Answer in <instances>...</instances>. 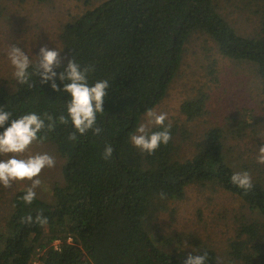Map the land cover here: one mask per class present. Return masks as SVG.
Masks as SVG:
<instances>
[{
	"label": "trees",
	"instance_id": "16d2710c",
	"mask_svg": "<svg viewBox=\"0 0 264 264\" xmlns=\"http://www.w3.org/2000/svg\"><path fill=\"white\" fill-rule=\"evenodd\" d=\"M80 1L98 4L62 26L63 59L54 71L58 76L74 59L81 67L93 68L90 85L108 81L105 112L97 116L103 131L69 141L73 132L69 121L38 134L46 136L38 142L51 143L64 160L63 184L52 189L50 202L36 196L25 205L21 199L25 190L14 193L9 216L0 225V264H32L38 254L39 264H183L188 255L204 252L207 264H264V169L244 161L238 164L228 144L243 138L252 123L249 116L228 117L233 129L212 127L201 133L192 142L189 158L181 152L191 133L178 122L165 121L171 140L152 155L130 142L142 116L166 96L192 35L209 39L224 58L251 63L264 96V0H247L258 8L252 36L239 35L213 0ZM29 83L33 86L14 79L12 89L0 87V107L11 113L0 132L11 119L25 114L48 113L57 121L67 115L66 93L53 92L39 76H32ZM55 83L63 87L58 78ZM207 101L208 94L198 89L180 104L179 112L193 122L206 114ZM105 145L113 148L108 161L102 159ZM244 171L253 183L247 194L230 182L233 173ZM194 185L233 195L250 214L238 220L222 256L198 242L185 256L166 252L154 242L159 215L168 210L169 202L184 199L186 189ZM160 192L166 198L161 199ZM40 213L47 217L46 225L22 223L25 216L35 220Z\"/></svg>",
	"mask_w": 264,
	"mask_h": 264
},
{
	"label": "rangeland",
	"instance_id": "374dc122",
	"mask_svg": "<svg viewBox=\"0 0 264 264\" xmlns=\"http://www.w3.org/2000/svg\"><path fill=\"white\" fill-rule=\"evenodd\" d=\"M219 13L242 36H252L258 27L257 6L247 0H213ZM98 2L88 6L80 0H0V87L12 89L13 69L7 59L9 46L16 45L29 54L33 63L39 48L47 46L63 53L60 32L63 25L94 8ZM184 56L178 73L168 86L166 96L152 109L168 114L169 123L184 124L191 133V140L182 144L181 155L190 157L193 141L212 127L233 129L228 117L238 120L249 116L252 123L246 128L242 139H230L232 158L237 163H256V153L264 145V96L260 91V80L255 67L248 62L232 61L222 57L213 42L204 36L192 35L184 45ZM211 69V72L209 70ZM198 89L208 94L206 114L188 123L179 112V106L196 94ZM146 121L142 116L138 126ZM135 134V133H134ZM48 153L56 160L55 167L45 168L39 175L41 181L37 196L50 202L51 191L63 184L64 160L49 142H34L25 155ZM7 157L0 156V159ZM28 183H16L11 188L0 186V225L9 216L10 200L18 190H25ZM248 210L233 195L222 190L190 186L184 199L168 203V210L157 218L154 242L157 247L183 256L196 250V242L212 247L222 256L227 241L241 217L249 218ZM252 216H256L252 215ZM54 246H58L55 243ZM38 254L32 264H39Z\"/></svg>",
	"mask_w": 264,
	"mask_h": 264
},
{
	"label": "clouds",
	"instance_id": "9594fccd",
	"mask_svg": "<svg viewBox=\"0 0 264 264\" xmlns=\"http://www.w3.org/2000/svg\"><path fill=\"white\" fill-rule=\"evenodd\" d=\"M61 50L49 49L46 45L39 48L35 56L36 62L30 59L29 54L19 46L10 45L7 52V59L13 69L12 76L19 85L29 83L32 76H39L41 84H50L53 92L66 93L69 99L66 102L67 115H60L58 121L48 113L43 116L37 113L25 114L17 119H11L10 126L0 132V156L7 157L0 159V186L5 189L11 188L16 183H28L24 195L21 197L25 205H31L36 199L37 188L40 186V173L45 169L55 167L56 160L48 153H37L25 155L30 146L46 139L40 137L39 133L45 129L51 132L55 129L57 122L67 125L69 121L73 132L69 134V141H76L78 135H85L89 131L94 136L101 135L103 129L97 126L98 114H103V104L108 95L109 83L107 80H99L90 85L88 76L93 68L91 66L81 67L74 59H70L64 71L57 76V69L61 66ZM32 72L29 73V68ZM59 79L63 87L55 83ZM11 113L0 107V128L10 120ZM168 114L155 112L151 109L146 112V121L141 123L130 136L131 144L141 152L152 155L161 145H167L171 140L170 127L165 125ZM47 121V123H46ZM152 127L162 130L152 132ZM113 148L105 145L102 159L108 161L112 158ZM256 163L264 165V145L256 153ZM230 182L238 189L247 194L253 188L251 176L247 171L233 173ZM161 199L166 198V193L160 192ZM47 217L42 213L37 214L35 220L31 215L25 216L22 223L46 225ZM208 255L204 252L201 255H188L183 264H207Z\"/></svg>",
	"mask_w": 264,
	"mask_h": 264
}]
</instances>
